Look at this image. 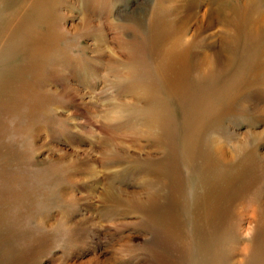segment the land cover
<instances>
[{
    "label": "rangeland",
    "instance_id": "obj_1",
    "mask_svg": "<svg viewBox=\"0 0 264 264\" xmlns=\"http://www.w3.org/2000/svg\"><path fill=\"white\" fill-rule=\"evenodd\" d=\"M156 95L172 151L137 116ZM0 264H264V0H0Z\"/></svg>",
    "mask_w": 264,
    "mask_h": 264
},
{
    "label": "bare ground",
    "instance_id": "obj_2",
    "mask_svg": "<svg viewBox=\"0 0 264 264\" xmlns=\"http://www.w3.org/2000/svg\"><path fill=\"white\" fill-rule=\"evenodd\" d=\"M205 8V7H204ZM154 19V18H153ZM155 20V19H154ZM154 22V21H153ZM156 25V24H155ZM153 26V25H152ZM154 27V26H153ZM177 29V28H176ZM256 32V31H254ZM159 34V33H158ZM155 36V35H154ZM157 36V35H156ZM146 38V37H145ZM234 38V37H233ZM178 40V39H177ZM232 40V39H231ZM230 40V41H231ZM116 41V40H115ZM124 41V40H123ZM153 41V40H152ZM227 41V40H226ZM133 42V41H132ZM131 42V43H132ZM174 42V41H173ZM232 42V41H231ZM239 42V41H238ZM124 43H128L127 41H124ZM233 44V42H232ZM172 45V44H171ZM226 46V45H225ZM228 46V45H227ZM160 47V46H159ZM172 47V46H171ZM108 48V47H107ZM158 49V48H157ZM230 49V48H229ZM132 51V49H130ZM155 50V49H154ZM171 50V49H170ZM235 50V49H234ZM115 52V51H114ZM113 52L114 55H116ZM181 51L177 50L176 48L174 50H172L168 55L164 56L165 60L164 63L160 64L159 62L157 63V69L158 72L162 75V77L165 80V85L167 87V89L175 95H179V97H181V100H184V102H186L185 105L191 107V105L193 104V101L197 103L199 100L203 99V97H198V99H194L191 100V97L188 96L189 93V87L188 85L185 83V81L183 80V71L182 69V65L186 63V60H184V56H182V53H180ZM217 52V51H216ZM215 54V53H214ZM152 55V54H151ZM219 55V54H218ZM217 55V56H218ZM118 56V55H116ZM147 56V55H146ZM148 57V56H147ZM145 57V59L147 58ZM206 59V58H205ZM222 59V58H220ZM219 59V60H220ZM224 59V58H223ZM217 60V61H219ZM141 64V63H140ZM156 64V63H154ZM222 64V63H221ZM224 64V63H223ZM220 65V64H219ZM147 65H144V72H146V74H148L147 71ZM150 66V65H149ZM224 66V65H223ZM227 66V65H226ZM184 67V66H183ZM213 67V66H212ZM150 69V68H148ZM222 69V68H221ZM227 69V68H226ZM151 70V69H150ZM149 70V71H150ZM209 72V71H208ZM150 73V72H149ZM153 73V72H152ZM210 73V72H209ZM185 74V73H183ZM200 74H205L204 73H200ZM154 76V74H152ZM159 76V75H158ZM142 79H141V78ZM148 75H143L140 72V74L133 78L130 77V79H132V81L134 83H136V89L138 91H140V95L142 97H147L149 98L150 96L154 97L155 93L154 90L155 88L150 84L147 83L148 80ZM147 79V80H146ZM158 79V78H157ZM204 79V78H203ZM212 79V78H211ZM210 79V80H211ZM153 87V88H152ZM154 89V90H153ZM205 90V89H204ZM206 91V90H205ZM193 94V93H192ZM192 101V102H191ZM152 103H154V108H150L149 110L146 109L145 111L147 112L146 115H142L139 114L137 116L143 117L144 121H141V128H149L150 130H155L156 132L161 133L160 136H162L161 140L164 142L165 146L167 147V149H169L170 151H172L173 149V137H175L176 135V125H175V121L172 115H170L171 113L169 112V110H165L159 103V99L156 98L153 99ZM129 104V103H128ZM141 104V103H140ZM150 104V103H149ZM200 110V109H199ZM206 113V112H205ZM211 113V112H209ZM191 114V113H190ZM205 125V124H204ZM206 126V125H205ZM154 131V132H155ZM184 131H185V135L183 136V141H182V145H183V150L182 153L183 155H185V158H189V161H194L195 159H197L199 157L198 155V135H197V131L196 129H193L191 127V122L189 119L185 118L184 121ZM200 131V130H199ZM183 133V132H182ZM180 137V136H179ZM202 143V142H201ZM165 147V149H166ZM202 147V146H201ZM215 148H218L217 146ZM207 149V148H206ZM219 150V148H218ZM222 151L224 149H221ZM206 151V150H205ZM220 152V151H219ZM218 152V153H219ZM221 153V152H220ZM225 153V152H224ZM226 154V153H225ZM209 155V154H208ZM222 156V155H221ZM225 156V155H224ZM226 157V156H225ZM207 158V157H206ZM223 158V156H222ZM211 159V158H210ZM219 160V159H218ZM188 161V162H189ZM202 162V161H201ZM219 162V161H218ZM184 163V162H183ZM199 163V162H198ZM189 164V163H188ZM211 164V163H210ZM165 165V170L170 171L173 163L170 162ZM210 166V165H209ZM213 166V165H212ZM216 167V166H215ZM237 169V168H236ZM235 169V170H236ZM231 170V169H230ZM209 172V171H208ZM204 174L203 179L201 180L200 183V187L199 190L196 191V193L194 194L196 197V206H206L211 204L213 198L216 197L218 191H220L221 189V177H219V175H221L219 172H209V173ZM232 174V173H231ZM169 177V176H168ZM177 177V176H176ZM180 178V177H179ZM169 180V179H168ZM161 182V181H160ZM169 182V181H168ZM168 188V187H167ZM189 189V188H188ZM200 191V192H199ZM153 194V193H152ZM149 195V194H148ZM151 195V194H150ZM149 197V196H148ZM158 200V198L156 199V194L154 193L150 198L147 204H149L151 206V204L153 205L156 201ZM161 202V201H159ZM192 203V202H191ZM164 204V203H163ZM154 219V218H153ZM167 232V231H165ZM159 235V234H158ZM210 256V255H209Z\"/></svg>",
    "mask_w": 264,
    "mask_h": 264
}]
</instances>
